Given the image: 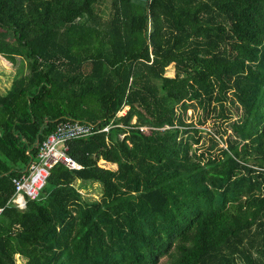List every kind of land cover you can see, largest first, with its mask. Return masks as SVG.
Here are the masks:
<instances>
[{
	"label": "trees",
	"instance_id": "trees-1",
	"mask_svg": "<svg viewBox=\"0 0 264 264\" xmlns=\"http://www.w3.org/2000/svg\"><path fill=\"white\" fill-rule=\"evenodd\" d=\"M0 56L27 69L0 92V264H264V0H0ZM211 82L240 126L190 156L175 109ZM67 120L112 127L20 208L13 180Z\"/></svg>",
	"mask_w": 264,
	"mask_h": 264
},
{
	"label": "rangeland",
	"instance_id": "rangeland-1",
	"mask_svg": "<svg viewBox=\"0 0 264 264\" xmlns=\"http://www.w3.org/2000/svg\"><path fill=\"white\" fill-rule=\"evenodd\" d=\"M22 73H27L24 60L19 58L14 65H11L7 60L0 56V92H4L6 89L5 87L9 86V82L14 78L15 75H22ZM174 73V67L169 66L166 73L167 76H174ZM207 89L211 91L208 96L199 94V100L184 102L183 106H178L175 109L177 116L180 115L183 125L200 130L198 134H194L192 130H188L189 134L185 136V142L190 149V156L195 155L196 149L210 144L207 133H213L215 138L219 140V147L225 148L228 139H235V131L233 129H235V126H240V119L243 115V108L236 98V92L232 89L226 93L227 101L225 105L228 111V120L222 121L217 119V114L216 112H213L212 108L215 104L214 98L219 96L220 93L213 82L207 86ZM127 108L128 107H124V109L119 112L118 115H122L127 110ZM132 122H134V120ZM146 131L148 132V130ZM194 136L195 138L193 139ZM195 140H197V142ZM99 165L111 170H116L117 168L116 164L102 160L99 161ZM77 185L78 183H76V186ZM80 193L85 199H100V191L96 184L86 186L85 190H81ZM166 262L167 259L164 258L159 261V264H165ZM15 263L24 264L25 260L19 256H16Z\"/></svg>",
	"mask_w": 264,
	"mask_h": 264
},
{
	"label": "built area",
	"instance_id": "built-area-1",
	"mask_svg": "<svg viewBox=\"0 0 264 264\" xmlns=\"http://www.w3.org/2000/svg\"><path fill=\"white\" fill-rule=\"evenodd\" d=\"M111 127V125H106L98 129L96 124L77 120L59 123L53 134L39 146L35 161L30 163L18 179L13 180L12 202L22 208L25 205V197H38L51 169L58 164L71 170L79 169L77 163L67 154L70 141L85 139L97 133H108ZM141 130L146 131L147 128H141Z\"/></svg>",
	"mask_w": 264,
	"mask_h": 264
}]
</instances>
